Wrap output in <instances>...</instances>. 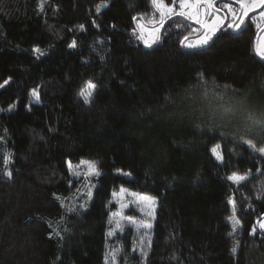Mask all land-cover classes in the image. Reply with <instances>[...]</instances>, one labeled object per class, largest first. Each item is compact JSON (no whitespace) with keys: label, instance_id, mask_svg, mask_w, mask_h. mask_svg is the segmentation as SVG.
I'll return each mask as SVG.
<instances>
[{"label":"trees","instance_id":"1","mask_svg":"<svg viewBox=\"0 0 264 264\" xmlns=\"http://www.w3.org/2000/svg\"><path fill=\"white\" fill-rule=\"evenodd\" d=\"M40 3L0 0V264H112L113 251L115 264H264V231L249 234L264 213L257 28L185 48L200 27L179 15L160 26L150 0ZM139 24L160 27L159 41L146 47ZM82 160L101 174L83 175ZM120 188L156 197L154 218L119 206Z\"/></svg>","mask_w":264,"mask_h":264},{"label":"snow or ice","instance_id":"2","mask_svg":"<svg viewBox=\"0 0 264 264\" xmlns=\"http://www.w3.org/2000/svg\"><path fill=\"white\" fill-rule=\"evenodd\" d=\"M45 0H41L40 3V7L41 10L43 9V5H44ZM151 5L154 7V9L159 13V25L163 26L166 22L167 19L175 16V15H179L181 17H187L188 19L191 20H195L196 23L200 24L201 27H204L207 29V31L205 32V34L200 37L194 44L192 43H187L186 41L188 40V37L185 36L183 38H181V45L182 46H186L189 48L192 47H201V46H205L207 45L213 38L214 34L217 32V30L220 28L221 24H223V19L220 17H216L215 19H213L211 24H207L205 23V21H203L200 18L199 15V8L200 6L204 7V10L206 13L211 12L213 13V15L215 13H218L221 9L216 7V2L217 0H172V3L169 4L166 2V0H150ZM233 3L238 4L239 5V9L234 8L233 7ZM179 5V11L177 12L176 9V5ZM264 5V0H228V2L223 4V8L224 9H228L229 12L232 14V16L234 18L239 19V23H229L227 25V27L229 29H233V30H238L241 28L242 24L244 23V17L248 16L249 12L252 10L253 7H259ZM99 8L100 6L97 7V12H99ZM241 12L242 15H240L239 17H237V12ZM260 16L262 18H264V11H262L260 13ZM138 19L137 16H133V21H136ZM93 24L95 25L96 22L93 21ZM141 28V35L140 37H138L139 39H144L143 37V29H144V25H140L139 26ZM85 26L83 24L79 25V29L80 30H84ZM161 28L160 27H153L152 28V39L151 40H144L145 46L146 47H151L152 44L156 43L157 41H159L160 36L156 35V33L160 32ZM135 29H133V33L135 34ZM256 44V41L254 40V46ZM76 42L73 41L72 43H70L68 45L69 48H75ZM33 52L38 53L39 55H44V53L40 50L39 47L33 46L32 49ZM257 51V55H259L261 57L262 60H264V47H258L256 49ZM9 80H4L2 84H0V88L5 87L6 85L9 84ZM96 89V84L93 83L91 80L86 81L84 86L81 87L78 95L81 96L83 98V101L85 104H88L91 102L92 96L94 94V91ZM32 96L35 97L37 100H39V96L36 90H33L32 92ZM12 106H10L11 108ZM0 139H2V137H0ZM248 145L251 147H255L252 144V141H247ZM215 151V150H214ZM259 151L261 153H264V148H260ZM217 160H222V156L221 155H217ZM4 163L5 165L10 163V158L9 156H5L4 157ZM81 166H85L88 171L82 173L85 176L88 175H97L99 176L101 173L98 171L97 169V165L94 162L91 161H84L82 160L80 162L79 165H76V168L79 169L81 168ZM68 167H69V171L72 172L73 166L71 164V162L68 163ZM7 177L11 178L12 176V172L11 171H5L4 173ZM73 175H77V174H81V173H76V172H72ZM126 175H130V173H127ZM227 179L229 181H232L234 184H240L243 181H245L247 179V175H239L236 172H233L231 175H229L227 177ZM122 192L127 191L126 189L121 188ZM89 198H91V191L89 190ZM114 196L116 195L115 193L113 194ZM132 195L139 197L138 199V203L141 205L140 210L149 217H153L154 218V207L156 204V197L153 196H149V195H143L140 193H133ZM257 198H260V194L257 195ZM229 205L232 206V216L229 217V220L232 222V232H236L238 230V226L240 224V220L237 218V210H236V204L235 201L233 199H229L228 200ZM81 207H83V205H81ZM122 207H127V205H122ZM113 216H117L119 215V213H113ZM123 219H127L130 223H134L135 221L133 220L132 217H122ZM111 223V221H110ZM257 225L259 227L260 230L264 231V213L261 214V216L256 220L255 224L253 225L252 230L250 231V235H254L256 230H257ZM116 227L120 228V220L116 221ZM139 227H142L146 230H150L152 228V224L151 223H143L140 224ZM55 231V230H53ZM147 234V233H146ZM56 235H59V233L57 232ZM109 236L113 235V232L110 231L108 233ZM231 235V233H230ZM150 247V244H149ZM238 248V244L237 246H235L232 251L233 253H235L237 251ZM142 254L146 257L147 256V252H142ZM112 257V264H115V260H116V251H113L111 254ZM106 264H108V260L106 257Z\"/></svg>","mask_w":264,"mask_h":264},{"label":"rangeland","instance_id":"3","mask_svg":"<svg viewBox=\"0 0 264 264\" xmlns=\"http://www.w3.org/2000/svg\"><path fill=\"white\" fill-rule=\"evenodd\" d=\"M176 9H177V12L180 10L179 9V5L177 4L176 5ZM199 15H200V18L203 20V21H205V23H207V24H211L212 23V21H213V19H215L216 17H218V14L217 13H215L214 15H213V13H211V12H208V13H206L205 12V10H204V7L203 6H200V8H199ZM191 20V19H190ZM192 22H194L195 24H197L199 27H200V33H199V35H197V36H194L193 38H190V39H188L187 41H186V44L187 43H192V44H194L200 37H202L204 34H205V32L207 31V29L206 28H204V27H201V25L200 24H198V23H196L195 22V20H191ZM140 25H142V24H139V26ZM154 26H145L144 25V29H143V37H144V40H151L152 39V28H153ZM156 27V26H155ZM140 28V27H139ZM199 28H197V26H195V28H194V30H198ZM140 32H141V28H140ZM142 34V33H141ZM158 33H156V35H157ZM262 37H264V35H262ZM262 37H261V39H262ZM185 48H189V47H186V46H184ZM202 47V46H201ZM192 48H198V47H192ZM13 107V106H12ZM11 107V108H12ZM8 109H10V107L8 108ZM215 150V151H214ZM213 153H214V156H215V158L217 157V155H220L219 154V151H218V149L217 148H214L213 149ZM217 159V158H216ZM118 191H120L118 194H117V199H119V206H121L122 207V204L123 205H127V206H129L130 205V203L131 202H135L136 204H138L139 205V203H138V199H139V197H136V196H134V195H132L133 193H136V192H132V191H129V190H127V191H125V192H122L121 191V188L118 190ZM113 197L116 199V195L114 196L113 195ZM123 198V199H122ZM120 199H122L123 201H121ZM123 202V203H122ZM141 206V205H140ZM141 208V207H140ZM140 210V209H139ZM141 211V210H140ZM142 212V211H141ZM143 213V212H142ZM144 214V213H143Z\"/></svg>","mask_w":264,"mask_h":264},{"label":"flooded vegetation","instance_id":"4","mask_svg":"<svg viewBox=\"0 0 264 264\" xmlns=\"http://www.w3.org/2000/svg\"><path fill=\"white\" fill-rule=\"evenodd\" d=\"M236 6L237 5H233L234 8H237ZM218 8L221 9L217 13L218 17L222 18L224 21L223 24H221V29L226 28L229 31H240L241 29H243L246 26V24H248L254 28H257L256 29V35H255V38L257 36L256 49L258 47H264V37H262V35H264V18H262L260 16V13L262 11H264V5L259 6V7H253L252 10L249 12L248 16L244 17V23L242 24L241 28L238 30L229 29L227 27V25L229 23H239L240 22L239 19L234 18L232 16V14L229 12V10L224 9L223 6L218 7ZM240 15H242V13L238 11L237 17H239ZM195 25L198 26L197 24H195ZM261 37H262V39H261ZM255 38H254V40H255Z\"/></svg>","mask_w":264,"mask_h":264},{"label":"water","instance_id":"5","mask_svg":"<svg viewBox=\"0 0 264 264\" xmlns=\"http://www.w3.org/2000/svg\"><path fill=\"white\" fill-rule=\"evenodd\" d=\"M246 17H247V16H246ZM220 28H221V26H220ZM220 28L217 30V32L220 30ZM217 32H216V33H217ZM216 33H215V34H216ZM215 34H214V36H215ZM214 36H213V37H214ZM212 39H213V38H212ZM211 41H212V40H211ZM211 41H210V42H211ZM255 41L257 42V36H256V38H255ZM253 48H254V52H255L256 55H257V52H256V44H255V46H254V44H253Z\"/></svg>","mask_w":264,"mask_h":264}]
</instances>
